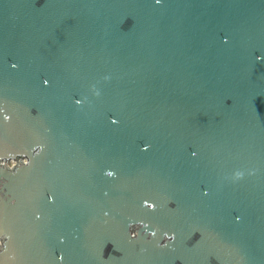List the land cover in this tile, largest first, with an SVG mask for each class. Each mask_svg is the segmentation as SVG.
I'll return each instance as SVG.
<instances>
[{"label": "water", "instance_id": "obj_1", "mask_svg": "<svg viewBox=\"0 0 264 264\" xmlns=\"http://www.w3.org/2000/svg\"><path fill=\"white\" fill-rule=\"evenodd\" d=\"M261 56L264 0H0V260L264 264Z\"/></svg>", "mask_w": 264, "mask_h": 264}, {"label": "clouds", "instance_id": "obj_2", "mask_svg": "<svg viewBox=\"0 0 264 264\" xmlns=\"http://www.w3.org/2000/svg\"><path fill=\"white\" fill-rule=\"evenodd\" d=\"M161 2V0H156V3L159 4ZM258 61H264V56H261V57H257ZM238 175H241V174H238ZM161 248L163 247H166L167 245L166 244H160L159 245ZM4 248V240L2 237H0V252H2ZM0 264H7L6 261L4 260H0Z\"/></svg>", "mask_w": 264, "mask_h": 264}, {"label": "rangeland", "instance_id": "obj_3", "mask_svg": "<svg viewBox=\"0 0 264 264\" xmlns=\"http://www.w3.org/2000/svg\"><path fill=\"white\" fill-rule=\"evenodd\" d=\"M9 166H12V165H14V162H8L7 163Z\"/></svg>", "mask_w": 264, "mask_h": 264}, {"label": "bare ground", "instance_id": "obj_4", "mask_svg": "<svg viewBox=\"0 0 264 264\" xmlns=\"http://www.w3.org/2000/svg\"><path fill=\"white\" fill-rule=\"evenodd\" d=\"M10 161V160H9ZM10 162H12V161H10ZM5 163H7V161H5Z\"/></svg>", "mask_w": 264, "mask_h": 264}]
</instances>
